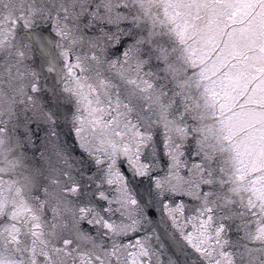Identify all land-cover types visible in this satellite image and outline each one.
I'll list each match as a JSON object with an SVG mask.
<instances>
[{"label":"snow or ice","instance_id":"obj_1","mask_svg":"<svg viewBox=\"0 0 264 264\" xmlns=\"http://www.w3.org/2000/svg\"><path fill=\"white\" fill-rule=\"evenodd\" d=\"M0 264H264V0H0Z\"/></svg>","mask_w":264,"mask_h":264}]
</instances>
